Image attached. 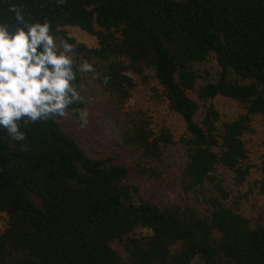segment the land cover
Listing matches in <instances>:
<instances>
[{"label":"trees","instance_id":"obj_1","mask_svg":"<svg viewBox=\"0 0 264 264\" xmlns=\"http://www.w3.org/2000/svg\"><path fill=\"white\" fill-rule=\"evenodd\" d=\"M12 2L47 19L57 40L75 45L78 63L83 57L97 67V83L117 106L115 142L140 154L141 174L162 177L169 146H183L179 183L194 196L137 199L130 169L113 156L88 154L59 117L29 124L20 143L0 131V264H264V159L256 215L231 199L221 173L245 181V135L255 116L264 122V0ZM70 27L95 36L97 46L78 41ZM212 58L218 77L204 80L199 65ZM82 80L78 73L79 89ZM151 80L161 86L153 95L185 122L179 139L153 125L148 111L126 107L137 85ZM217 96L239 101L245 112L223 120ZM84 106L82 99L66 113Z\"/></svg>","mask_w":264,"mask_h":264},{"label":"rangeland","instance_id":"obj_2","mask_svg":"<svg viewBox=\"0 0 264 264\" xmlns=\"http://www.w3.org/2000/svg\"><path fill=\"white\" fill-rule=\"evenodd\" d=\"M69 33L89 47L97 46L96 37L78 27H70ZM57 41L62 42L63 40L58 39ZM73 55L76 54L73 52ZM84 61L93 65L92 61L80 57V63ZM93 67L94 72L82 73L83 80L80 92L85 106L59 117L62 126L79 140L81 146L91 156L110 155L115 157L119 163L127 166L130 169L129 183L136 185L139 189V192L135 194L137 199H146L158 204L193 201L194 195L185 193L179 183V168L185 160V151L180 143L172 144L167 149L165 153L166 170L160 178H151L141 174L137 168V163L141 161L140 154L130 148L117 145L114 139L117 106H115L112 96L97 83V67L94 65ZM199 67L200 73L203 75L202 79L214 80L218 77L217 63L213 58L199 65ZM150 83L146 86L138 84L126 107L133 110L141 108L148 111V114L153 116V125L170 127L176 139H179L186 131L183 118L169 108L162 96L153 95L151 88L156 87L160 94L161 86L153 80ZM213 102L221 112L223 120H232L245 112L244 106L232 98L217 96ZM82 113H86L87 123L80 120ZM253 128V132L245 135L246 140H248L249 163L251 165V171L245 181L243 183L235 182L232 173L221 170L227 187L232 191L231 199L235 200L237 197L242 210L250 216L256 215L263 204V198L258 194L256 186V181L262 176L260 165L264 159V122L259 116L254 117ZM198 205L199 207L205 206L201 204V199ZM3 226L4 222H0V230ZM115 246L123 249L122 243L117 242Z\"/></svg>","mask_w":264,"mask_h":264},{"label":"clouds","instance_id":"obj_3","mask_svg":"<svg viewBox=\"0 0 264 264\" xmlns=\"http://www.w3.org/2000/svg\"><path fill=\"white\" fill-rule=\"evenodd\" d=\"M74 49L67 40L57 41L47 19H35L23 5L7 0L0 8V131L24 142L29 124L63 117L82 101L77 75L94 67L78 63ZM80 120L87 123L86 113Z\"/></svg>","mask_w":264,"mask_h":264}]
</instances>
